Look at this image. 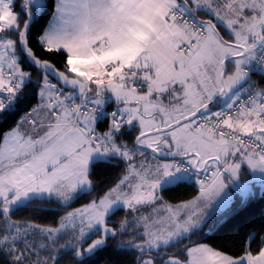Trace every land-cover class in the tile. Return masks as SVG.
<instances>
[{
    "label": "snow or ice",
    "instance_id": "6c2138e0",
    "mask_svg": "<svg viewBox=\"0 0 264 264\" xmlns=\"http://www.w3.org/2000/svg\"><path fill=\"white\" fill-rule=\"evenodd\" d=\"M18 113L0 264H264V214L237 252L200 242L264 199V0H0V122Z\"/></svg>",
    "mask_w": 264,
    "mask_h": 264
},
{
    "label": "trees",
    "instance_id": "16d2710c",
    "mask_svg": "<svg viewBox=\"0 0 264 264\" xmlns=\"http://www.w3.org/2000/svg\"><path fill=\"white\" fill-rule=\"evenodd\" d=\"M41 23H44V21H42ZM34 34H35V30H34ZM55 59L58 62V66H59L60 58L56 57ZM21 114L22 113H18L17 116L9 118L6 121L0 122V131L8 130V128H10L13 125L15 119H17L18 116ZM119 173H120V168H114L111 171L100 176L98 178L100 181V188L102 189L105 186H107V184L111 180L115 179L119 175ZM195 192H196V185L193 183L190 185H185L183 187L177 188L173 191L165 192L163 193V195L167 201L179 202V201L191 198L195 194ZM78 206H79V203L73 205V207H78ZM47 207H50L52 211L39 213L38 214L39 223L53 224L56 220H58L60 215L64 214L62 210L57 209L54 205L47 206ZM261 214H264V199L258 198V199L251 201L250 207L248 208L247 212L244 215L237 218L232 223L220 228L219 230H216L213 232L206 231L205 236L201 238L200 241L206 242L210 246H213L218 249H223L229 252H237L240 250L241 236L239 235V233L244 230V224L247 223L246 217L248 215L259 217ZM22 215L27 216L29 215V213L24 212L22 213ZM121 215L122 213H117L116 215L112 217V219L115 221H118ZM193 239L196 240L197 237L194 236ZM109 256H111L110 253L108 255H101L98 261L96 262V264H105L106 260L109 259ZM111 258L116 259V260L122 259L121 257H118V256H111ZM64 261L65 262L70 261V254L64 257Z\"/></svg>",
    "mask_w": 264,
    "mask_h": 264
},
{
    "label": "rangeland",
    "instance_id": "374dc122",
    "mask_svg": "<svg viewBox=\"0 0 264 264\" xmlns=\"http://www.w3.org/2000/svg\"><path fill=\"white\" fill-rule=\"evenodd\" d=\"M251 179V175L250 174H246V173H242L241 175V182L245 181V180H250ZM257 183V186H258V181L256 182ZM190 199V198H189ZM170 202V201H169ZM170 203H176V202H170ZM71 210V209H70ZM95 238V237H93ZM63 242V241H61ZM202 242V241H200ZM202 243H206V242H202ZM208 244V243H207Z\"/></svg>",
    "mask_w": 264,
    "mask_h": 264
},
{
    "label": "built area",
    "instance_id": "2783aa9c",
    "mask_svg": "<svg viewBox=\"0 0 264 264\" xmlns=\"http://www.w3.org/2000/svg\"><path fill=\"white\" fill-rule=\"evenodd\" d=\"M109 111L111 110V109H108Z\"/></svg>",
    "mask_w": 264,
    "mask_h": 264
}]
</instances>
